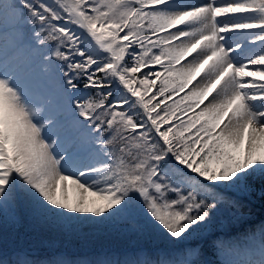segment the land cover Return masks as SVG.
<instances>
[{"label": "snow or ice", "instance_id": "1", "mask_svg": "<svg viewBox=\"0 0 264 264\" xmlns=\"http://www.w3.org/2000/svg\"><path fill=\"white\" fill-rule=\"evenodd\" d=\"M0 38L38 57L46 88L0 65V210L167 245L0 264H212L216 214L264 200V0H0ZM230 239L211 245L240 255ZM244 239L226 264H264V223Z\"/></svg>", "mask_w": 264, "mask_h": 264}, {"label": "rangeland", "instance_id": "2", "mask_svg": "<svg viewBox=\"0 0 264 264\" xmlns=\"http://www.w3.org/2000/svg\"><path fill=\"white\" fill-rule=\"evenodd\" d=\"M13 48L11 38L4 39L0 38V54L7 52ZM28 53H26L25 57L19 62L18 66L15 67H21L22 65L28 63L31 59H34L36 55L29 49ZM9 55V54H8ZM1 58V56H0ZM2 63V60L0 59V64ZM37 65V63H35ZM35 73H32L30 76V79L34 77ZM40 77H37L34 85H38L36 88L44 89V85L40 82ZM254 200H251L252 204H255L253 202ZM10 209H2L0 210V235H2V238L9 240V244H0V252H4L7 250H10L12 248L16 247H27L26 251L33 256L34 259L44 260L42 257L46 255H33V254H46V250L42 251L39 250L41 248L36 249L33 247L32 241H37L39 244H44V246L47 247V249L50 248H60L61 247H68L69 249L76 248H84L82 243L86 244V242H92V241H102L105 237L112 238L119 236L120 238H124L126 236H140L136 238V240H148L153 239L154 242L150 243H140L138 241H134L137 244V246L140 247H148V246H163L166 245V243H163L161 241H164L161 239V237L158 234H149V233H140L133 231L131 228L126 229L124 226L127 224L119 221H108V222H97V223H89L85 222L82 224L83 227L78 228H71L66 229L58 225L56 222L51 221V219H46L39 215H33L27 210H25V214L27 217H29L31 222H20L19 219L13 220V214L12 211H9ZM23 210V209H22ZM21 210V211H22ZM222 213H217L214 220L216 219H222L220 221H223L224 224H233V226L240 223L242 220H231L227 219L226 217H232L231 213H228V210H222L220 211ZM220 214H225V217L220 218ZM48 220V221H47ZM53 222V223H52ZM50 223V225H49ZM109 223V224H108ZM222 224V223H221ZM53 225V226H52ZM113 226V227H111ZM117 227V228H116ZM228 227H220L219 229H226ZM28 229V230H27ZM80 231L83 232V235H81ZM113 231V232H112ZM88 234V237H84ZM34 235V238H33ZM116 235V236H115ZM25 238V239H24ZM27 238V239H26ZM102 238V239H101ZM118 238V237H117ZM30 240L27 242V240ZM140 243V244H139ZM161 244V245H157ZM163 244V245H162ZM32 245V246H31ZM123 251H117L118 255H121ZM9 255H12L11 257H14L16 254L13 251ZM127 259V258H124ZM122 259L121 261H123ZM76 261V260H72ZM212 264H216L219 260H210ZM221 264H226V260H220ZM223 261V262H222Z\"/></svg>", "mask_w": 264, "mask_h": 264}, {"label": "trees", "instance_id": "3", "mask_svg": "<svg viewBox=\"0 0 264 264\" xmlns=\"http://www.w3.org/2000/svg\"><path fill=\"white\" fill-rule=\"evenodd\" d=\"M253 198L256 201L255 204H249L248 203V206L246 208L247 210L241 211V216H240L241 220H250V219L256 218L257 216H260V215H262L264 213V200H262L259 197V194L254 195ZM9 211H11V210H9ZM219 213H222V212H219ZM220 215H221L220 218L221 217H225V214H220ZM226 218L227 219H231L233 221L237 220V219H233V217H231V218L230 217L229 218L226 217ZM14 219H19L20 222H27V223L31 222V220H29L30 218L26 216L24 209L22 211H20V213H19V215L17 217H15V218L13 217V220ZM240 219H238V220H240ZM220 220H222V219L214 220L213 225L210 226L206 230L205 233H212V232L218 230L220 227H228V228H230V227L233 226V224H235V223L224 224V222L220 221ZM49 225H50V223H49ZM80 226L83 227L82 224H79V225L76 226V228H78ZM111 227H113V226H111ZM124 227L126 229H128V230L130 228L128 225H126ZM80 232H81L80 234L83 235V232L82 231H80ZM84 237H88V234L86 236H84ZM117 237H112V238L105 237L104 239L101 238L102 241L101 240L100 241L97 240V241H92V242H86V244L82 243V245H80V246H83L84 248H80V249L78 248V246L76 248H72V249H69L68 247H61L60 246V248H53V247L50 248L49 247L48 250H55V251L63 250L69 256H74L75 254H77L79 256L86 255V256H90V257H97V253L96 252L115 251V250H120V249H126L128 246H131V245H133V243H136L134 241H138L140 243L154 242V240L150 239V238L148 240H136V238H138L140 236H137V237H134V236H129L128 237V236H126L124 238H120L119 236H117ZM33 238H34V235H33ZM8 241L9 240L5 239L4 237L2 238V235H0V244H2V243L9 244L10 241L9 242ZM28 241H30V240L28 239L27 242ZM161 242L166 243L165 241H161ZM31 243L33 244V247L41 248V250H47V247L44 246V244H39V243H37V241H32ZM136 245L137 244H134V246H136ZM16 248H18V247H16ZM12 249H14V248H12Z\"/></svg>", "mask_w": 264, "mask_h": 264}, {"label": "bare ground", "instance_id": "4", "mask_svg": "<svg viewBox=\"0 0 264 264\" xmlns=\"http://www.w3.org/2000/svg\"><path fill=\"white\" fill-rule=\"evenodd\" d=\"M196 2H200V0H196Z\"/></svg>", "mask_w": 264, "mask_h": 264}]
</instances>
